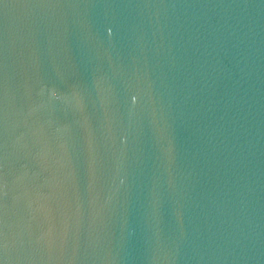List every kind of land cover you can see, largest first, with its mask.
I'll return each instance as SVG.
<instances>
[{"label": "water", "instance_id": "95a60500", "mask_svg": "<svg viewBox=\"0 0 264 264\" xmlns=\"http://www.w3.org/2000/svg\"><path fill=\"white\" fill-rule=\"evenodd\" d=\"M0 264H264V0H0Z\"/></svg>", "mask_w": 264, "mask_h": 264}]
</instances>
